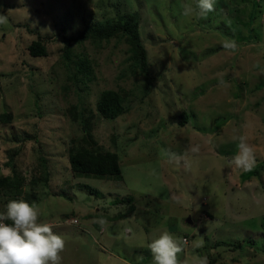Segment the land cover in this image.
Instances as JSON below:
<instances>
[{
  "label": "rangeland",
  "instance_id": "obj_1",
  "mask_svg": "<svg viewBox=\"0 0 264 264\" xmlns=\"http://www.w3.org/2000/svg\"><path fill=\"white\" fill-rule=\"evenodd\" d=\"M196 5L0 0V114H12L0 120L2 172L18 150L26 182L38 180L40 219L65 240L62 264H153L148 243L163 231L181 242V264H264V0H215L206 16ZM127 14L140 18L148 77L130 66L124 37L73 44L76 61L90 59L91 79L66 63L67 37ZM38 36L46 56L30 54ZM106 89L125 93L128 111L116 119L98 113ZM84 117L104 150L119 153L121 180L72 172ZM241 136L255 155L250 172L233 162ZM6 204L0 196V212Z\"/></svg>",
  "mask_w": 264,
  "mask_h": 264
},
{
  "label": "trees",
  "instance_id": "obj_2",
  "mask_svg": "<svg viewBox=\"0 0 264 264\" xmlns=\"http://www.w3.org/2000/svg\"><path fill=\"white\" fill-rule=\"evenodd\" d=\"M112 20V19H111ZM107 20L105 22H92L85 26V28L76 36H70L65 39V45L63 46V55L67 64L75 62L76 65H80L85 74L89 75L91 79L92 68L91 62L88 56L84 55L78 57L79 60H75L73 53V44H81L86 40H93L96 42L110 40L113 37H124L129 44L128 61L130 66L135 72L143 74L148 77L150 73L149 55L148 50L144 44L143 38L140 34V18L135 14L120 15L116 21ZM46 39L42 36H38L29 45L28 49L32 56H46L48 54V48ZM125 93L116 89L103 90L98 101L97 110L98 113L107 119H116L120 115L128 111V107L125 102ZM185 114V113H184ZM12 114L9 112H3L0 114V120L2 122L10 121ZM187 121V114L184 116V120L180 122L181 126H184ZM83 125V140L78 144L73 143L69 149V162L73 173L79 176L94 175L97 177H113L118 180L122 179V168L120 164V156L116 151L104 150V148L98 143L94 134L92 133V122L89 117L82 119ZM14 137L13 140L17 141ZM26 138V137H25ZM18 154V150L11 153L8 162L5 163L6 167L10 169L9 174L2 172V163L0 161V196L5 198L7 203L10 200H20L34 204L38 201L37 192L34 187L37 185L38 180L31 179L28 183L25 177L19 171L17 164L14 161V157ZM48 171H46L47 173ZM42 181L48 183L50 176L47 173ZM31 186V191H27L26 186ZM84 187L94 190L90 185H84ZM133 210V207L130 211ZM122 216V214H121ZM11 223V221H8Z\"/></svg>",
  "mask_w": 264,
  "mask_h": 264
},
{
  "label": "clouds",
  "instance_id": "obj_3",
  "mask_svg": "<svg viewBox=\"0 0 264 264\" xmlns=\"http://www.w3.org/2000/svg\"><path fill=\"white\" fill-rule=\"evenodd\" d=\"M214 5L215 0H197L196 7L201 15L206 16L215 11ZM192 10L185 6L183 14L187 16ZM6 20L7 17L0 14V24L6 23ZM223 47L235 51L237 44L234 40H226ZM239 141V152L233 162L243 171L250 172L255 166L253 149L245 137H239ZM165 152L170 162L178 159L175 153L169 150ZM40 216V209L23 199H13L6 204L5 211L0 212V264H62L61 253L65 249V240ZM148 249L153 264H181L178 254L183 251L182 244L168 231H163L151 240ZM199 264H207V258L199 259Z\"/></svg>",
  "mask_w": 264,
  "mask_h": 264
},
{
  "label": "built area",
  "instance_id": "obj_4",
  "mask_svg": "<svg viewBox=\"0 0 264 264\" xmlns=\"http://www.w3.org/2000/svg\"><path fill=\"white\" fill-rule=\"evenodd\" d=\"M71 222H72V223H78L79 220H78L77 218H73V219L71 220ZM6 223H9V222L6 221ZM185 240H187V239L185 238Z\"/></svg>",
  "mask_w": 264,
  "mask_h": 264
},
{
  "label": "crops",
  "instance_id": "obj_5",
  "mask_svg": "<svg viewBox=\"0 0 264 264\" xmlns=\"http://www.w3.org/2000/svg\"><path fill=\"white\" fill-rule=\"evenodd\" d=\"M69 220H70V219H69ZM69 220H68L67 222H68V223H72V222H71L72 219H71L70 221H69ZM117 257H118V256H117ZM118 264H123V263L119 261Z\"/></svg>",
  "mask_w": 264,
  "mask_h": 264
}]
</instances>
